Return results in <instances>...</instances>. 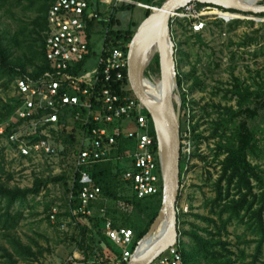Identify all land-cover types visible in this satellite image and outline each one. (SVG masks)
Returning <instances> with one entry per match:
<instances>
[{
	"label": "trees",
	"instance_id": "16d2710c",
	"mask_svg": "<svg viewBox=\"0 0 264 264\" xmlns=\"http://www.w3.org/2000/svg\"><path fill=\"white\" fill-rule=\"evenodd\" d=\"M57 0H0V11L6 15L15 16V12L30 11L33 17L28 22H20L19 28L14 33H10L7 29L0 28V78L8 79L9 83H14L18 78L38 79L47 70L48 63L46 60L45 44L46 32L48 30V13L50 8ZM90 3V10L96 12L98 10L100 0H87ZM166 0H135V2L150 7L161 8ZM134 5L124 4L115 9V14L127 10L133 11ZM224 12L238 13L235 11H227L220 8ZM100 16L103 15L99 12ZM151 11H145V18L148 19ZM248 15V14H247ZM264 16V14L262 15ZM109 28L106 32V50L115 49L124 42L129 45L136 36L137 31L134 25L129 29L120 28L122 22L117 16L109 18ZM236 26L240 21H236ZM177 23H180L177 22ZM95 24L89 25V34L92 35ZM258 34V33H257ZM200 41L201 35H195ZM264 36L256 35L255 37H246L247 42L241 43L239 46H252L258 44ZM260 39V40H259ZM128 53L129 50L126 49ZM179 53H181L179 51ZM156 64L160 67V57L157 56L151 69ZM258 78L261 73H257ZM235 83L231 90L227 91V101H236L237 110L233 106H223L222 104L214 107L217 108L218 118L210 122V136L205 137L200 131L201 124L197 123L191 128V136L193 135V143L196 149L193 155L187 156L182 154L181 160V178L185 173L188 161L192 158H198L203 162L208 160L206 156L198 155L200 146L204 142L213 140L215 142L214 162L217 163L219 171L218 177L214 180L210 178L212 190L215 197L207 200L205 208L209 212L205 215H195L196 222H182L183 215L178 216L179 220V244L176 246L177 251L183 259V264H245L247 259V250L240 246L256 244L255 254L253 255L252 264H258L263 255L264 250V169L259 163L264 161L263 151L259 148L257 135L251 131L247 124L236 120L243 115V112L255 100H260L264 104V79L262 82L255 81L253 86L244 87L240 80L234 79ZM198 85H202L197 82ZM179 88L184 89V80L178 77ZM130 87L128 76L123 82V86ZM199 85V86H200ZM255 88V91H252ZM15 97L4 103L0 111V128H4V134L0 135V142L5 141L9 144L12 151L19 156L21 163L28 161L33 163V159L26 158L19 154L17 146L10 141V136L17 130L20 125L12 124L10 121L21 106L22 96L15 89ZM129 95L135 97L132 90ZM189 103L185 93L182 94V109L184 110ZM248 106V107H247ZM249 111V108H248ZM247 111V112H248ZM204 112L206 113L205 109ZM147 116L153 122L150 114L146 111ZM207 114V113H206ZM210 118L211 116L207 114ZM254 115V113H251ZM195 120V118H193ZM182 124V122H181ZM60 134H54L57 142L64 146L60 152V162L67 164L71 175L63 174L59 177L43 178L36 176L32 187H20L12 185L13 175L6 169L5 152L9 150L7 147H0V234L5 238L11 246L13 253L4 249V257L8 259V264H19V259L23 261L37 262L43 255L39 245L37 251L30 245H26L20 237L17 236V230L25 219L23 209L29 206L31 198H37L48 188L49 184L62 183L64 187V201L66 213L68 217L73 211H79L82 204L80 195L86 187L85 180L92 178L96 188L100 189L101 194L106 198L119 202L123 201L134 206L140 215H149V222L143 221L141 218L131 220L126 218L122 224L120 221L113 219L115 229L134 230V253L140 242L149 232L154 223L161 205L163 197V185L161 179V192L156 197L146 199H138L131 191L129 186L122 180L125 170L118 169L119 160L117 156H127L132 145L128 142L121 144L112 150V160L102 162L91 167L76 170L73 164V157L77 154L79 140L76 135L75 127L68 122L59 123ZM154 129V126H153ZM182 140L184 136L182 133ZM264 133V132H263ZM153 137L156 141V153H158L157 137L155 130ZM263 159V160H262ZM160 172V168H159ZM161 175V173H160ZM182 195V193H181ZM181 198V197H180ZM89 209H92V205ZM117 215V212L114 213ZM187 214H185L186 216ZM73 216V215H72ZM80 217H84L79 213ZM86 218V217H84ZM50 218L48 217V221ZM93 219H91L92 221ZM202 221L203 226L199 223ZM120 224V225H119ZM98 228L97 234L101 241L109 248L112 257L102 260L103 263L109 264L114 262L116 252L114 244L104 234V227L94 225ZM232 226L243 227L245 233L243 237H239L240 245L237 251H232L227 238L230 236L229 229ZM82 240L80 249L84 251L86 261L91 259L94 254L93 246L85 242L87 238L90 241V235L94 233V229L79 224ZM131 230V231H132ZM254 239H246L248 236ZM187 238V242L184 241ZM115 254V255H114ZM15 257L17 258L15 260ZM97 262L101 264L100 257Z\"/></svg>",
	"mask_w": 264,
	"mask_h": 264
},
{
	"label": "rangeland",
	"instance_id": "374dc122",
	"mask_svg": "<svg viewBox=\"0 0 264 264\" xmlns=\"http://www.w3.org/2000/svg\"><path fill=\"white\" fill-rule=\"evenodd\" d=\"M135 7L133 11H120L115 14L113 7L100 4L99 11L103 17L101 16L100 22H95L92 32L93 50L92 57L86 67L87 71H94L98 67L105 34L109 28L107 20L111 16H117L122 22L120 28L116 29H129L134 25V30L138 31L145 22L146 9ZM216 13L222 19L214 15L210 17V23L200 34V41L186 22L182 20L180 23H177L179 21L171 22L172 36L176 45L178 77L181 76L184 80V89L180 90V97L182 100V94L185 93L189 101L187 107L184 110L181 109V122L184 136L182 142L185 152L190 153V155H193L196 149V145L192 141L193 135L191 136L190 132L197 121L201 124L200 131L204 133L205 137H209L211 134L210 122L219 116L218 109H214L215 106L222 104L225 107L229 105L237 110L236 101H227L229 96L227 91L233 88L235 83L233 80L238 79L241 85L247 87L248 85L253 86L255 81L262 82L264 79V38L259 39L260 42L252 46H239L241 43L247 42L246 37L264 36V16L222 11ZM32 17V12L26 10L15 12V16H9L0 11V28L14 33L19 28L20 22H28ZM236 21H240L238 26H236ZM152 65L153 63L147 71V78L155 83L160 82L162 80L161 67L158 68L155 64L151 69ZM259 72L262 78H258L257 73ZM197 82L202 85L199 84V86ZM252 91H255V88ZM15 94L14 83H9L8 79L0 78V111L3 104L15 97ZM248 108L236 120V123L243 122L251 131L256 133L259 148L263 151L264 156V104L258 99L253 101ZM204 109L211 116L210 118ZM214 145L213 140L204 142L200 146L198 155L206 156L208 160L203 162L198 158H192L188 161L189 164L183 174L178 216L183 215L182 222L184 225L182 226L185 228L189 227L185 223L196 222L195 215H205L209 212L205 208L206 202L215 197L210 182V178L215 180L218 177L219 171L217 163L214 162V152H212ZM0 147L9 148L5 152V159L6 169L13 175L12 185L32 187L36 176L54 178L62 176L65 172L71 175L67 164L62 165L60 162V156L37 157L33 159V163L28 161L21 163L18 154L10 149L7 142L1 141ZM120 158L118 169L126 170L129 168L130 161L126 156L120 155ZM256 163L261 164L264 169V161L260 160ZM84 183H86L85 189L95 187L90 176ZM64 195L62 183L49 184L39 197L31 198L29 206L23 209L25 219L16 232L17 236L26 245L32 246L35 251L38 250L35 244L39 245L43 255L37 262L23 261L17 257L19 264H99L97 257H100V261H102L108 256H112L109 248L97 234L99 227L94 228L97 227L94 225L100 224L104 227L106 221L112 222L113 219L122 224L126 218L131 220L141 218L143 221L149 222V215L147 217L140 215L131 204L110 200L103 194L92 205L91 216L79 217V219L73 218L72 215L68 217ZM116 212L117 215L115 216L114 213ZM185 214L187 215L185 216ZM48 217L50 218L49 221ZM91 219L93 220L91 221ZM199 223L203 226L202 221ZM79 224L94 229V233L90 235V241L85 239L88 245L92 244L94 251L88 262L84 251L80 249L82 235ZM132 231L134 232V230ZM229 232L230 236L227 241L230 243L232 251H237L238 245H240L238 239L244 236L245 229L232 226ZM104 234L106 235V232ZM246 239H254V237L249 235ZM184 241L187 242V238H184ZM134 243L130 246V250H132ZM240 248L247 250L245 264H252L256 244L241 245ZM4 249L13 253L8 241L0 234V264H8V259L4 257ZM115 249L116 252L120 250L118 247ZM17 258L15 257V260ZM258 264H264V250Z\"/></svg>",
	"mask_w": 264,
	"mask_h": 264
},
{
	"label": "built area",
	"instance_id": "2783aa9c",
	"mask_svg": "<svg viewBox=\"0 0 264 264\" xmlns=\"http://www.w3.org/2000/svg\"><path fill=\"white\" fill-rule=\"evenodd\" d=\"M100 4L114 10L123 4L146 10L152 8L132 0H100ZM99 6L92 12L87 0H57L50 8L45 44L48 70L38 79H16L15 89L22 101L10 122L20 126L10 136V141L26 158L60 156L64 146L57 142L54 134H60L59 123L68 122L77 129L79 140L77 154L73 157L76 170L111 161L112 150L128 142L132 145L126 156L130 165L122 180L138 199L156 197L161 192L162 177L153 137L154 125L145 107L129 95L131 87L123 86L128 76L126 49L129 50L130 44L126 46L122 42L120 47L106 50L105 36L97 69L86 70L93 50L89 25L101 21ZM217 11L222 10L193 3L172 15L171 22L182 20L194 34L200 35L210 23V17L222 19ZM3 134L4 128H0V135ZM182 154L191 156L185 152L183 142ZM117 159L121 160L119 156ZM100 196L98 188L85 189L80 195L82 206L72 212L73 218L79 219V213L91 216L89 208ZM104 231L120 249L118 255L114 254L116 260L109 264H129L133 257L129 249L134 243L133 231L115 229L111 221L105 222ZM101 264L106 263L101 261ZM154 264H183V259L174 247Z\"/></svg>",
	"mask_w": 264,
	"mask_h": 264
},
{
	"label": "water",
	"instance_id": "95a60500",
	"mask_svg": "<svg viewBox=\"0 0 264 264\" xmlns=\"http://www.w3.org/2000/svg\"><path fill=\"white\" fill-rule=\"evenodd\" d=\"M218 7L239 14L263 15L264 0H166L161 8L152 7L129 45V84L134 96L150 114L157 137L158 161L163 197L160 211L149 232L133 253L129 264H154L179 244L178 204L181 197L182 100L178 84L176 45L171 17L190 4ZM160 57L162 80L147 78L154 59ZM147 83L157 93L147 88ZM159 237L155 240V236ZM154 239V243L151 241ZM153 243V244H152Z\"/></svg>",
	"mask_w": 264,
	"mask_h": 264
},
{
	"label": "bare ground",
	"instance_id": "6f19581e",
	"mask_svg": "<svg viewBox=\"0 0 264 264\" xmlns=\"http://www.w3.org/2000/svg\"><path fill=\"white\" fill-rule=\"evenodd\" d=\"M157 83H158V82H157ZM146 85H147L148 90H149L150 92H152V93H157L156 91H159V86H157V89H154V88H153V85H151L150 83H147ZM158 237H159V234L156 235L154 239L156 240ZM154 239H152L151 241L153 242ZM153 243H154V242H153ZM153 243H152V244H153Z\"/></svg>",
	"mask_w": 264,
	"mask_h": 264
}]
</instances>
